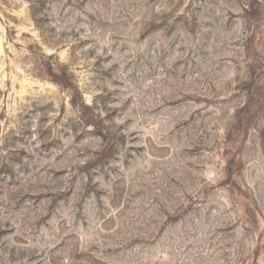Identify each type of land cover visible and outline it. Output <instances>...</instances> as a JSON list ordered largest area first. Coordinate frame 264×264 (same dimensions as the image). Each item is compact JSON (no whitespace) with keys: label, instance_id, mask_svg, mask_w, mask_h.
<instances>
[{"label":"clouds","instance_id":"1","mask_svg":"<svg viewBox=\"0 0 264 264\" xmlns=\"http://www.w3.org/2000/svg\"><path fill=\"white\" fill-rule=\"evenodd\" d=\"M0 264H264V0H0Z\"/></svg>","mask_w":264,"mask_h":264}]
</instances>
